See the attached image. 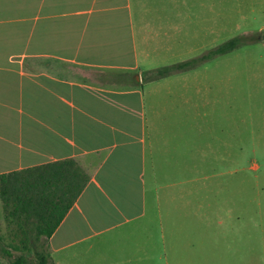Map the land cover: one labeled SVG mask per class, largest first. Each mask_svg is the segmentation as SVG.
<instances>
[{
  "label": "crops",
  "instance_id": "obj_1",
  "mask_svg": "<svg viewBox=\"0 0 264 264\" xmlns=\"http://www.w3.org/2000/svg\"><path fill=\"white\" fill-rule=\"evenodd\" d=\"M225 3L0 0V175L74 159L89 178L48 241L54 264H170L180 224L205 230L194 223L232 211L211 162L237 154L202 57L222 54ZM4 220L0 200V264H11L3 247L19 240L5 241Z\"/></svg>",
  "mask_w": 264,
  "mask_h": 264
},
{
  "label": "rangeland",
  "instance_id": "obj_2",
  "mask_svg": "<svg viewBox=\"0 0 264 264\" xmlns=\"http://www.w3.org/2000/svg\"><path fill=\"white\" fill-rule=\"evenodd\" d=\"M222 15L221 42L237 40V45L219 56L210 54L209 59L212 78L216 74L221 78L225 145L228 154L236 150L237 157L236 162L229 156L227 162H211V173L220 172L211 182L213 187L220 181L226 197L223 206L232 211L220 212L221 223L220 215L211 214L209 227L194 223L205 230H191L193 217L189 224H180L189 230L180 234L175 252L167 249L170 264H264V0H226ZM154 195L152 189L148 197L151 214ZM1 224L5 241L15 240L10 230L15 224L8 220Z\"/></svg>",
  "mask_w": 264,
  "mask_h": 264
},
{
  "label": "trees",
  "instance_id": "obj_3",
  "mask_svg": "<svg viewBox=\"0 0 264 264\" xmlns=\"http://www.w3.org/2000/svg\"><path fill=\"white\" fill-rule=\"evenodd\" d=\"M235 45L237 40H231L219 46L216 53H224ZM196 61L188 60L161 67L148 74L150 78L164 77L175 71L186 70ZM88 180L87 173L74 159L0 175V200L7 220L15 224L13 233L20 239L19 245L13 247L20 251L19 254L3 247L11 264H54L47 251L48 241L86 187Z\"/></svg>",
  "mask_w": 264,
  "mask_h": 264
}]
</instances>
